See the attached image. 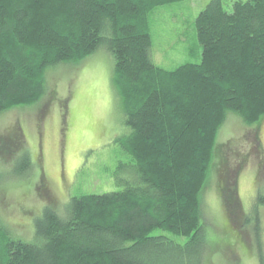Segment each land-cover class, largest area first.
Listing matches in <instances>:
<instances>
[{"label": "trees", "instance_id": "16d2710c", "mask_svg": "<svg viewBox=\"0 0 264 264\" xmlns=\"http://www.w3.org/2000/svg\"><path fill=\"white\" fill-rule=\"evenodd\" d=\"M180 1L0 0V115L44 98L46 112L54 95L45 71L104 47L129 127L114 140L111 177L121 189L79 192L59 207L38 175L46 202L32 237L23 240L0 220V264H202L210 246L202 197L222 155L219 130L230 111L249 125L264 117V0H236L229 11L211 0L194 20L199 60L167 70L151 57L150 12ZM66 99L58 101L63 109ZM20 138L14 133L0 146L12 161L9 173L0 168V182L34 169ZM260 192L251 211L264 264ZM226 206L237 219L235 205Z\"/></svg>", "mask_w": 264, "mask_h": 264}, {"label": "rangeland", "instance_id": "374dc122", "mask_svg": "<svg viewBox=\"0 0 264 264\" xmlns=\"http://www.w3.org/2000/svg\"><path fill=\"white\" fill-rule=\"evenodd\" d=\"M210 1L181 0L150 12L151 57L156 65L173 70L199 60L194 20ZM223 1L224 10L229 11L236 0ZM113 68V56L104 47L77 64L54 65L45 71V82L54 95L46 112L44 98L0 115V146L5 141L12 143V135L17 133L35 162L31 174L12 175L0 182V220L12 234L23 240L32 237L34 216L46 202L36 189L38 175L48 183L59 207L69 195L79 192L101 194L121 189L111 177L116 164L114 140L128 134L129 127L112 87ZM64 97L63 109L58 101ZM225 120L217 137V143H223L222 155L211 167L202 197L201 219L210 243L202 264H259L251 206L258 192L264 194V117L249 125L230 111ZM10 162L11 157L0 153V168L7 173ZM235 166L241 170L236 172ZM226 170L231 182L227 184ZM228 191L231 200L226 198ZM229 203L235 205L237 219L227 208ZM258 218L264 252L263 206Z\"/></svg>", "mask_w": 264, "mask_h": 264}]
</instances>
